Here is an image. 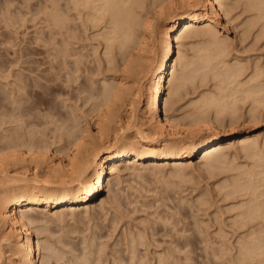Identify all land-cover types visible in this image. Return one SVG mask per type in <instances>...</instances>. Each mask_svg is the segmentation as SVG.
<instances>
[{"label":"bare ground","instance_id":"bare-ground-1","mask_svg":"<svg viewBox=\"0 0 264 264\" xmlns=\"http://www.w3.org/2000/svg\"><path fill=\"white\" fill-rule=\"evenodd\" d=\"M65 1L66 3H63L62 0H44L42 2L45 15H49V18L46 15L47 25H50L49 33L46 36L47 31L44 32L43 38L47 42V46H51L45 49L52 62L48 59L43 61L51 63L54 72L53 70L51 72V68H49L50 71L46 69V74H44L47 66L43 69L41 60L36 62L38 64L41 62L36 66L38 65L44 70V76L41 73H36L35 76L32 74L34 77H30L28 72L26 75V73H17L18 71H16V75H13V79L9 81L10 89L5 90L11 104L3 106L8 109V112L3 110L4 115H7V121L3 117L4 122L7 123L9 120V123L14 121L13 123L21 124L14 129L9 127L12 130L7 129L9 130L7 134H0V240L5 239V242L10 244L8 251L4 248V242L0 241V264H35L36 241L40 250L48 251V254L46 251L43 252L41 259L42 264H47L48 258H50L51 244L46 243L47 240L44 241L40 238L36 240L35 238L36 230L38 234L42 233L44 229V224L41 226L40 222L44 223L43 221L46 219H56L61 223L69 210L72 214L81 207L83 209L86 207V210L91 207L96 209L98 204L92 205L100 199L106 180L107 184L113 187V185H117L116 181L119 180L122 172L132 175L148 167L162 168L169 164L175 166V175H181L179 173H182L181 168L185 170L186 166H192L197 162L202 164L201 167L204 166L206 169L212 170L230 160L229 157L234 147L238 152L243 151L246 155L255 156L254 165L250 164V168L242 167V172L238 173L241 176L237 174L239 177L235 176L233 180L226 183L225 187V189L227 188L224 193L225 197L234 195L236 199V196L248 195L245 202L239 203V206L236 205V208L239 207V211L234 222L237 223V227L246 228L247 233L237 239L236 248L242 256L239 259L235 258L240 260L239 264L241 260L242 264L251 261L253 264V260L254 264H264V134L255 133V129L251 125L257 115H262L258 111L263 112L264 109V67L259 63L254 65L251 63L252 71L244 76L243 73L245 74L250 63L223 59L227 54L228 46V34L223 33L230 29L233 20L231 18L238 13L234 12L240 7H242L240 10L243 13L253 11L255 15L253 19H249V24L255 23L256 20L264 19V0ZM65 5L68 12L69 10L75 12L72 11L73 17V14L66 11ZM239 13L237 15H240ZM77 17L81 18V23L87 29L98 27L100 31L95 34L102 36V39L105 40L104 54L109 65L114 66L117 56L114 54L113 48L119 49L120 56L124 55L122 58L123 73L101 78L102 80L99 82L102 87L98 90L92 89L93 95L98 100L91 94L88 96V99L91 97L90 99L93 98L97 103L96 106L93 104L95 109L99 110L103 104L106 106L105 110L104 106L102 107L101 111L104 110V112L103 114L100 112L95 131L83 127L81 129L85 130L82 133L77 132L75 124L77 113L75 115V111H73L71 120L70 118L66 120L67 117H64L65 120L62 119V123H59L60 119L57 120L58 124L52 129L54 132L58 130L61 133L58 134L57 131L56 136L53 135L54 138L50 139L46 137L49 134L47 133L48 125H45L48 120L41 121L42 118L39 119L37 115L33 117L32 114L37 113L35 109L38 104L32 105L31 98L27 94L37 95L39 93L36 88L37 84L41 88H52L53 91L54 86L52 87L50 82L57 78L53 73L63 74L64 69H67L65 75L68 79H72L71 82L75 78H79L80 65L85 63V61L82 62L81 57H85L86 60V54L83 53L82 56L84 49L81 50L80 46H74L79 37L78 30H73L74 22L72 23V20L74 21ZM261 28L264 29L263 24ZM262 32L264 30L261 31V34ZM261 34L259 33V36ZM59 35L61 36L59 37ZM46 44L43 47H46ZM71 44L73 47H70ZM74 48L81 51L78 52L80 56L77 55V50ZM71 49L75 51L76 56L74 53V61L72 60L74 64L69 62L68 66L66 55L72 52ZM96 50L97 46H94L92 52ZM145 50L154 53V57H151L153 60L150 59L148 65L146 64L148 60L145 59ZM87 56L90 58L89 54ZM102 57L104 58L101 56L100 59ZM102 60H97V65L99 64V67H96L98 68L97 73L98 71L102 73L100 66ZM32 62L35 66L33 60ZM221 62L223 63L220 64ZM1 63L3 66L2 60ZM28 67L30 69L33 66L27 65ZM146 67L147 69H145ZM0 68L2 69L1 66ZM100 68L101 70H99ZM33 70L29 71L32 73ZM90 71L88 72L92 73ZM93 72L96 74V70ZM10 74L12 76V73ZM133 74L137 75L138 80L142 79L139 82L140 85H130L129 81ZM211 75L216 79L220 78L216 83L218 91L201 92L196 97L185 100L188 94V90L185 89L189 82H195L197 77L204 81ZM242 75L244 77H241ZM36 77L39 79L45 77L46 83H41L42 80L39 81ZM68 82L72 85L69 80ZM0 88L2 92L5 89V87L2 89V85ZM167 88L168 92L164 98ZM7 98L5 99L7 100ZM126 99H129L128 101L131 103L132 118L130 121L132 123H129V119H127L128 122L124 121V117H120L122 118L120 120L116 119L119 114L116 105ZM240 102L248 105L249 113H245V117H243L244 121L247 120L244 125L239 122L244 115L242 112L244 108L241 109ZM114 109L117 110L116 113L113 111ZM239 109L242 110V113ZM39 113L37 114L40 116ZM2 115L3 113H0L1 117ZM61 118H63L62 115ZM72 119L74 123L71 122ZM23 122L26 124L24 125ZM44 122L46 123L44 124ZM78 124L80 125V123ZM78 130L80 129L78 128ZM190 136L189 142L184 141L186 137ZM118 140L122 142L118 143ZM197 156H199V160L196 162ZM113 181L116 184H113ZM115 188H109L111 193L109 190L108 196L112 203L116 202L117 206V202H122L117 196V192L120 193V188ZM103 201L101 200L102 203ZM101 206L103 207V205ZM40 226L42 230H39ZM198 226L197 223L196 227L199 228ZM8 228V233H4V230ZM200 231L203 234V230L198 232ZM226 238L228 237L226 236ZM136 239L133 237L132 243H135ZM226 241L228 240L226 239ZM131 244L130 253H132L133 261L138 247L136 248V244ZM178 247H180L179 244ZM212 247L211 249H213ZM219 247L221 250L218 249V251L221 252L227 248L225 243L222 245V242ZM229 250L228 248L227 252ZM177 254L180 255V253ZM87 255L89 258L88 253ZM164 256L165 254L162 257ZM169 257L166 258L169 259ZM173 259L175 258L173 257ZM206 259L209 261L208 257ZM160 261L162 264H166V262L168 264L169 260L163 261L162 259ZM119 262L121 263V261ZM140 262V264L144 263ZM132 264L139 263L133 261ZM175 264L182 263L176 260Z\"/></svg>","mask_w":264,"mask_h":264},{"label":"rangeland","instance_id":"rangeland-1","mask_svg":"<svg viewBox=\"0 0 264 264\" xmlns=\"http://www.w3.org/2000/svg\"><path fill=\"white\" fill-rule=\"evenodd\" d=\"M62 1L63 3H66L65 0ZM42 2H44V0H0V61L2 60V62L4 63L3 66L2 63L0 64V66L2 67V69L0 68V87L1 85L2 89H4L5 87L4 91H8L10 89L11 84H9V81L13 79V75H16V71H18L17 73H26V75L28 72L30 77H34L36 73H41V75H43L44 70H42L41 67H43L44 69V67L47 66V68H45L44 74H46V69L50 71L49 68H51V63L49 64V62L46 63L45 61H43L45 59H48L50 61L51 57L50 55H48L49 53H46L48 51L45 48L51 46H47V42H45L43 38L44 32L47 31L46 36L47 33H49L48 28H50V25H47L48 19H46V15L48 14L45 15V11L42 9L44 3L42 4ZM65 8L68 12L67 6ZM241 8L242 7L237 8V10L234 12H240V15H237V13L231 18V20H233L231 21L232 25H230V29L223 33L228 34V46L226 51L227 54L223 57V59L227 61L241 60L247 62V64L250 63V65H248V69H246L245 71V74L243 73V75L245 76L252 71L253 66H251V63L252 65H254L255 63H259L264 67V32H262L261 34V31L264 30L261 28L262 24L264 26V19H261L259 21L256 20L255 23L249 24V19H253L255 13L253 11L252 12L254 14L251 11L243 13L242 10H240ZM72 11L69 10L68 13H75L74 11L72 13ZM73 16L74 14L72 15V17ZM47 18H49V15L47 16ZM80 19L81 18L77 17L74 21L72 20V23L74 22L73 30H78L79 37V40L75 42L77 45L74 43L73 44L75 47L80 46L81 50L84 49L81 54L82 56L83 53L86 54V60L85 57H81L83 59H81L82 62L85 61V63H80L81 69L79 70V78H75V80L73 79L74 81L71 82L72 79H68L67 75H65L67 69H64L63 74L59 73L58 70L55 69V71L58 72L59 77L56 72L53 73L54 76L56 75L57 77L55 81L53 80L54 82H50V84L52 83L51 86H54L53 91L52 88H41V86L39 87V84H37L36 88L39 90V93L37 95L32 94L33 97L27 94V96H30L31 98L30 103L32 105L38 104L35 111L37 110V113L40 112V116L42 113V116L40 117L34 111L35 114H32L34 115L33 117L37 115L39 119L42 118L41 121L48 120L47 123L44 122V124L46 123L45 125H48L47 133L49 134L46 137L50 139L54 138L53 135L56 136L55 134H57L58 130L54 132V130L52 129L55 128V126L58 124L57 120H61L59 121V123H62V121L65 120L64 117H67L66 120H68L69 118L71 120V117L73 118V111H75V115L77 113V115L75 116L77 132L80 131L79 133H82L85 130L81 129L83 127H86V129L91 128L93 131H95L96 123L100 118V112H102V107L104 106V109L106 106L104 104L103 106L101 105L102 107L99 108L100 111L97 110L98 108L95 109L93 107V104H95L96 106L97 103H95V100L93 98L90 99L91 97H89L88 99V96L90 94L92 95V97L94 96V91L92 90L93 88H96L98 90L102 87V85L100 86L101 82H99L102 80L101 78L107 76L111 77L112 75L123 73L122 58H124V55L122 54L120 56L119 49L115 48L117 50L116 51L113 48L112 50L114 54L117 55H115L117 61L114 58V66L112 67L111 64L109 65L105 60L104 54L105 40L102 39V36L95 34L100 30H98V27H89L87 29L86 26L81 23ZM49 22H51L50 19ZM259 33L261 34V36H259ZM60 36L61 35H59V37ZM42 43H44L43 45L46 44V47H43ZM73 44H71L72 46L70 47H73ZM94 46H97V50L92 52V50H94ZM76 50L77 53L80 51L78 49ZM71 51L72 56L69 52L66 55V57H68V60L65 57L67 65L69 62L71 63L74 58L73 54L75 53V51L72 49ZM94 52H97L98 54H94ZM88 54L90 55V58L89 56H87ZM145 54V59L148 60V62H146V60L144 61L147 64L149 63L154 53L150 50H145ZM77 55L80 56L79 53ZM101 56H104V58L102 57L103 60L100 59ZM34 59H37L38 61H35ZM27 60L31 61L29 62ZM32 60L34 61L35 66L36 64H38L36 62H39L41 60L43 61V65L41 64V67H38V65L41 63L40 62L35 67L34 64H32ZM97 60H102L100 66L103 71L101 70V68L99 69L102 73H100V71H98L97 73L98 68L96 67H99V64L97 65ZM152 60L153 59H151V61ZM50 62H52V60ZM119 62L122 64V66ZM222 63L223 62H221L220 64ZM71 64H74V62H72ZM27 65H32L33 67H30V69L32 70L34 68L36 69L33 70L34 73H31V71H29L30 69L29 67L27 68ZM104 66L107 67L105 68ZM147 67L145 69H147ZM52 70L53 69L51 68V72ZM94 70H96L97 76L96 74H94ZM88 71L92 72L93 74L89 73ZM10 73H12V76ZM243 75L241 77H244ZM138 76L140 78V75ZM88 77H90V79H88ZM41 78L42 77H40V79L37 78V80L39 79V81H43H41V83H46L44 79L45 77L42 79ZM218 78L216 79L211 75L208 76V79L205 78L206 80L204 79V81H202L200 77H197L195 79V82H189L188 85H186L185 89L188 90V94L186 95L185 100L192 99L194 98V96L196 97L201 92H214V90L216 91L218 86V84L216 83L220 80V78ZM68 80L72 83V85L68 82ZM141 80L142 79L138 80L137 75L133 74L129 82L130 85L133 84L135 86L140 85L139 82H141ZM94 81L96 83H93ZM4 91L2 92L0 88V109L2 110H0V113H3L2 117L0 116V122L2 121L3 117H5L4 119L7 121V115H4V111L8 112V109L5 107L8 105L10 106L11 104L10 99L7 98L6 91L5 93ZM167 92L168 88L164 93V98L167 95ZM3 95L4 97H2ZM5 98L9 100L7 101ZM94 98L98 100V98H96L95 96ZM34 100H36L37 102ZM128 100L129 99H126L123 102H120L121 105L119 102L117 103L116 109H118L119 114L117 115V117H115L117 120H120L124 117L123 120L128 122L127 119H129L130 123V120L132 118V115L130 114L132 112V107L130 105V101ZM3 103L6 105H4ZM242 103L243 102H240V106L242 105L241 109H244L243 111L240 109L239 110L240 112L242 111L244 115L241 117L242 119H240L239 122L241 123V125H244V122H246L247 120L244 121L243 117H245V113L248 114L249 111L247 108L248 105ZM38 107H40L39 110ZM70 111L71 113H69ZM113 111L115 113L117 112V110L115 109ZM258 112L259 114L261 112L262 115H257V118H254V120L251 122V125H253L252 127L255 129V133L257 132L258 134H264V109L263 112ZM60 114L63 118H61ZM4 119L0 124V134L2 133V135H4L5 133L7 134L9 133V130H12L9 127H12L14 129L17 128L19 124H21L19 122L13 123L14 121H11L12 123H9V120L6 123L4 122ZM73 121L74 120L72 119L71 122ZM250 121L251 120L249 119L248 122L250 123ZM23 123L24 125L26 124V122ZM78 123H80L81 126ZM77 124L79 125V127ZM78 128L80 130H78ZM51 131H53V133H51ZM59 132L61 133V131H58V134H60ZM190 138L191 136L186 137L184 141L189 142ZM117 142L121 143L122 141L118 140ZM234 148L233 152L231 153L232 155L230 154V160L227 161L226 164L223 163L221 166L214 167V169L212 170L206 169V167L204 166L201 167L202 164H199L197 162L199 160V156H197V164H194L192 166L188 165L186 166L187 168L185 170L181 168L184 177L182 176L181 172H179L181 175H175V166L169 164L166 166H162V168L148 167L139 171L140 175L138 172L132 175L131 173L122 172L119 176V180L116 181L114 179L117 182V185H113V187H111V185L109 186L106 180V185L101 193L100 199H98V202L96 201V203L92 205L95 206V204H98L95 207L96 209L91 207V209L86 210V207H84V209L83 207H81V209L79 208L80 210H76L77 213L75 211L74 213L72 212V214L69 210L65 214L61 223L59 221L57 222L56 219H46V221H43L44 223H42V221L40 222L41 226L44 224V229L42 230V227L40 226L41 229L39 230H42L43 232L38 233V235L36 230L35 238L36 240L37 238L43 239L44 241L47 240L46 243L48 242L51 244V250L49 251L50 258H48L49 260L47 261V264H94L96 261V264H123L124 262V264H132L133 261L135 263H137L138 261L139 264L141 263L140 261H143V264H162L160 261L162 259L163 261L169 260L170 263L168 261V264H175L176 260L181 261L182 264H185L186 262V264H188L190 260L191 264H193V262L197 264H203V262L204 264H239L240 260L238 261V259L239 257L241 258L242 255H240L236 248V246L238 245L237 239L241 235L245 236V234L247 233V229L244 227H237V223L234 222V218L237 217L236 214L239 211V207L236 208V205L239 206V203L245 202L248 195H239V197L236 196L235 199L234 195L225 197L224 193L227 191V188L225 189L227 185L226 183L233 180L235 176H241L238 173H240V171L242 172V167H249L250 164L254 165L253 160L255 162V156L251 157L252 155H246L243 151L238 152ZM181 169L179 170L181 171ZM116 182L114 183L113 181V184H116ZM223 182L225 183V185ZM115 187L120 188V193L118 191L117 196L120 199L119 201L122 202H117V206L116 202L112 203L111 198L108 196L109 190L111 193V189L109 188ZM121 189L123 192L121 191ZM101 200H104L103 203L101 202ZM101 205H103V207ZM175 211L177 214L175 213ZM197 223L199 224L198 227L200 229L196 227ZM199 230H203L204 235L202 234V231L198 232ZM223 230L224 232L226 231L225 234ZM8 231L9 228L4 230V233H8ZM221 232L223 236L221 235ZM226 236L228 238H226ZM133 237L138 239H136L135 243H132ZM141 239L142 241H140V243L139 240ZM226 239L228 241H226ZM3 240L0 241L2 243L4 242V248L9 251L10 244L6 243L5 239ZM130 241L132 244H136V248L138 247L136 249V252L137 250L138 252L135 253L136 255H138H135L133 261L131 259L132 253H130ZM219 241L220 244L222 242V245H224L225 243L227 247L226 250H224V248L222 252L218 251V249H220ZM50 244L48 245L50 246ZM178 244L180 245V247H178ZM211 247L213 249H211ZM228 248L230 250L227 252ZM42 250L37 247L36 241L35 264H42V255L43 252L45 253L46 251ZM46 252L48 254V251ZM87 253L89 254V258ZM177 253H180V255ZM164 254L165 256L162 257ZM121 256L123 258L122 260ZM93 257L96 259V261ZM166 257H169V259ZM173 257L176 260L173 259ZM207 257L209 258V261H207ZM235 257H237L238 259ZM130 259L132 262L130 261ZM204 259L205 261H203ZM119 261H121V263ZM251 262H247L245 264H251ZM240 264H242V260Z\"/></svg>","mask_w":264,"mask_h":264}]
</instances>
